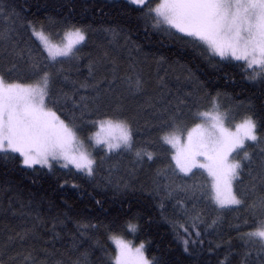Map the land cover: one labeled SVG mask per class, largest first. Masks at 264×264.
<instances>
[{"label": "snow or ice", "instance_id": "obj_1", "mask_svg": "<svg viewBox=\"0 0 264 264\" xmlns=\"http://www.w3.org/2000/svg\"><path fill=\"white\" fill-rule=\"evenodd\" d=\"M125 4L141 12L146 26L150 24L169 39L190 46L214 69L223 63L243 62L239 66L244 69L245 78L264 88V0H125ZM5 15L19 19V14L0 0V17ZM52 23L58 22L51 17L46 21H21V27L30 30L39 41L35 54L28 51L29 80L10 75L16 67L14 63L12 67L5 66L6 71L0 70V162L33 171L47 169L53 175L57 168L74 169L96 188L105 187L97 180L98 170L105 158L110 159L113 154L134 153V163L140 168L154 163L153 151L135 147L140 133L135 124L143 106L129 109L124 103L127 96L143 95L147 82L139 73L135 78L119 77L116 61L104 52L103 58L90 62L89 72L101 70L106 61L112 65L108 69L111 80L104 77L95 84L81 85L85 89L91 87L95 94L91 98L81 95L79 102L72 100L69 109L68 94L56 85V76L63 68L53 74L44 70L47 64L42 69L41 63L47 60L63 65L78 59L88 33L98 29L66 19L62 32L56 34L60 37L57 43L46 31L45 25ZM104 31L117 34L115 29ZM0 42L6 52L8 45L15 52L17 43L9 31L0 32ZM132 70L135 71L134 65ZM117 80L124 85L119 92L113 87ZM105 83L101 90L100 84ZM157 87H167L163 77H158ZM148 106L155 109V126L160 128L159 139L167 146L169 157L165 168H157L156 176L168 179L170 173L175 179L167 184L153 179L146 194L161 198L162 213L163 200H175V207L186 217L180 222L165 216L182 244L183 253L191 257L197 254L195 246L203 245L199 226L205 220L198 204L210 201L221 211L240 207L247 211L248 228L239 233L247 249L242 264H264V136L258 134V126L264 128V108L258 118L249 112L238 122H229L228 114L221 111L218 100L213 98L206 110L189 108L192 122L188 123L184 110L179 105L172 108L171 101L165 102L162 91L157 104ZM97 148L104 153L99 160L94 155ZM197 177L202 178L200 182ZM102 180L113 186L114 196L137 190L131 180L115 184L110 177ZM72 187L80 185L73 183ZM140 190L145 191L143 185ZM93 200L103 208L101 200ZM49 204L50 212L58 208L55 202ZM17 205L14 207L9 201L6 208L0 209V264H88L87 253L78 254L79 246L83 238L92 239L88 229L98 225L75 219L68 211H56L46 218L31 200L17 201ZM216 223L213 219L206 227ZM70 224L75 225V233ZM140 227L138 218L125 221L128 233L136 234ZM108 238L114 245V254L98 264H168L163 258L149 257L144 241L134 244L110 230ZM227 261L225 256L219 264Z\"/></svg>", "mask_w": 264, "mask_h": 264}, {"label": "trees", "instance_id": "obj_2", "mask_svg": "<svg viewBox=\"0 0 264 264\" xmlns=\"http://www.w3.org/2000/svg\"><path fill=\"white\" fill-rule=\"evenodd\" d=\"M5 4L19 14V19L15 16L9 19L6 15L0 17V32L9 31L17 47L13 52L11 45H8L6 52L4 43L0 42V70L6 71V67H12L14 63L16 67L10 73L14 79L29 80L31 77L28 51L35 54L39 43L31 36L30 30L21 27V21H46L49 17L53 18L58 23L45 25L52 39L59 38L56 34L62 32L63 21L66 19L73 23L91 24L93 29L98 30L88 33L87 40L80 46L78 59L66 61L63 65L44 60L41 68L47 64L44 70L53 74L63 68L59 76H56V85L68 94L69 109L72 100L79 102L81 95L91 98L95 94L91 87L85 89L81 85L95 84L104 77L111 80L112 73L108 69L112 65L106 61L101 70L93 74L89 72L90 62L103 58L104 52H108L109 57L116 61L119 77L132 75L135 78L139 73L147 82L145 93L127 96L124 103L129 109L143 106L135 124L140 128L135 147L153 151L156 155L154 163H146L143 168L134 163V153L123 152L113 154L110 159L105 158L97 175V180L105 183L104 188L94 187L73 169L57 168L53 175L44 169L33 171L11 164L5 166L0 162V209L6 208L9 201L15 207L18 206L17 201L31 200L46 218L55 215L56 211H68L75 219L98 225L95 229H88L92 239L83 238L79 246L78 254L87 253L88 264H98L99 260L114 254L115 249L108 238L109 230L134 244L144 241L149 257L163 258L168 264H219L225 256L228 257L226 264H242L247 249L239 233L248 228L245 224L248 213L243 207L221 211L210 201H201L198 209L205 223L199 228L204 243L202 246L196 245L197 254L189 257L183 253L182 244L165 221V216L177 218L180 222L186 220L175 207V200L165 198L162 213L159 207L161 198L146 194V190L152 187L153 179H158L161 184L175 179L170 173L168 179L164 175L156 176L157 168H165L169 157L166 154L167 146L159 139L160 128L155 126L158 123L155 109L149 107V103L157 104L162 91L165 102L171 101L172 108L179 105L184 110L188 123L192 122L188 109L206 110L211 107L213 98L218 100L221 111L228 114L229 122H238L249 112L255 113L258 118L264 108V88L245 78V71L239 66L242 62L223 63L215 69L210 67L190 46L169 39L150 24L146 26L141 19V12L132 10L131 6L125 4V0H5ZM104 29H115L117 34L114 36ZM133 65L135 71L132 70ZM158 77H163L166 88L161 90L157 87ZM105 87L106 83L100 84L101 90ZM113 87L119 92L124 85L117 80ZM181 100L185 103L180 104ZM87 102L90 103V99ZM258 134L264 136V128L258 126ZM255 151L258 153L259 149ZM94 155L99 160L104 153L97 148ZM133 169L135 175H132ZM103 177H110L114 184L131 180L137 190L114 196L113 186L107 185ZM201 179L197 177L196 181L200 182ZM247 181L245 175V185ZM73 183L80 187L73 188ZM141 185L145 191L140 190ZM259 191L258 187L257 193ZM93 197L101 200L103 208L95 204ZM50 201L58 206L51 212ZM129 218L139 219L141 227L138 233L126 231L125 221ZM8 219L15 222L11 217ZM213 219L217 223L207 228L206 225L211 224ZM69 227L73 233L76 232L75 225L70 224ZM217 244L220 247L217 248ZM252 259H255V252Z\"/></svg>", "mask_w": 264, "mask_h": 264}, {"label": "rangeland", "instance_id": "obj_3", "mask_svg": "<svg viewBox=\"0 0 264 264\" xmlns=\"http://www.w3.org/2000/svg\"><path fill=\"white\" fill-rule=\"evenodd\" d=\"M36 39V38H35ZM50 39H52L51 37H50ZM59 40H60V37L59 38H57V39H52V41L53 42H59ZM38 41V40H37ZM38 43H39V41H38ZM243 63V62H242ZM91 150V149H90ZM37 168H39V166H37ZM44 170H47V169H44ZM74 170V169H73ZM113 247H114V245H113Z\"/></svg>", "mask_w": 264, "mask_h": 264}]
</instances>
